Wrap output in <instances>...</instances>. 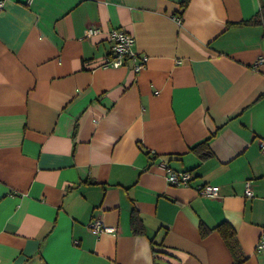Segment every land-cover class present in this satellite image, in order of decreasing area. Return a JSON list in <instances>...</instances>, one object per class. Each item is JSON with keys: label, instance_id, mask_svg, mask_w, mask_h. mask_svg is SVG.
I'll use <instances>...</instances> for the list:
<instances>
[{"label": "crops", "instance_id": "crops-1", "mask_svg": "<svg viewBox=\"0 0 264 264\" xmlns=\"http://www.w3.org/2000/svg\"><path fill=\"white\" fill-rule=\"evenodd\" d=\"M182 3L3 1L0 264H264V27L241 24L264 0ZM114 29L141 72L105 67ZM163 165L194 180L171 186ZM94 219L116 231L93 234Z\"/></svg>", "mask_w": 264, "mask_h": 264}, {"label": "built area", "instance_id": "built-area-1", "mask_svg": "<svg viewBox=\"0 0 264 264\" xmlns=\"http://www.w3.org/2000/svg\"><path fill=\"white\" fill-rule=\"evenodd\" d=\"M4 0H0V9ZM101 31L98 28L89 27L85 32L86 38H91L94 35L100 34ZM109 40L111 42L110 53L105 59V67L119 68L125 64L126 61H131L132 69L135 73L141 72L146 68L147 56L141 55L134 50L135 38L123 29H114L109 32ZM262 57H259L257 64L262 62ZM261 153L264 155V140L260 143ZM165 171V178L169 185L181 187L190 186L194 180L193 174L188 171H175L167 165L162 166ZM199 195L206 198H215L218 196L219 187L203 184L196 187ZM254 197V193L251 188V182L247 181L245 184V198L251 199ZM89 228L95 235L104 233H114L116 231L113 227L106 226L101 220L94 219ZM256 251L264 254V228L259 236Z\"/></svg>", "mask_w": 264, "mask_h": 264}, {"label": "trees", "instance_id": "trees-1", "mask_svg": "<svg viewBox=\"0 0 264 264\" xmlns=\"http://www.w3.org/2000/svg\"><path fill=\"white\" fill-rule=\"evenodd\" d=\"M190 0H183L182 6L185 8ZM241 24L244 25H258L264 27V6L261 7L259 13H257L251 20H248L246 22H243ZM264 97V94L261 95V98ZM208 140L203 142L202 144H199L195 146L192 150L199 154V156L203 159H206L210 157V150L208 147ZM132 226L134 228L135 233L142 234L143 233V227L139 219H137L136 216L132 217ZM216 229L221 234L222 238L225 240V242L228 244L229 248L235 255V262L241 263L245 260L243 256L240 255V250L236 241L235 237V231L231 227V225L227 223H222L221 225L217 226ZM209 229H206L204 227H201V234L205 235L207 232H209Z\"/></svg>", "mask_w": 264, "mask_h": 264}]
</instances>
